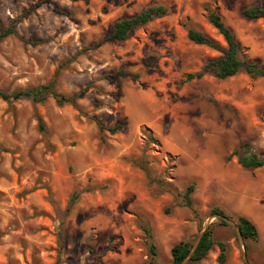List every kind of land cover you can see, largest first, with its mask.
Listing matches in <instances>:
<instances>
[{"label": "rangeland", "instance_id": "374dc122", "mask_svg": "<svg viewBox=\"0 0 264 264\" xmlns=\"http://www.w3.org/2000/svg\"><path fill=\"white\" fill-rule=\"evenodd\" d=\"M39 1L0 0V31L15 30L0 42V90L55 79L59 93L83 92L77 106L0 98V264H171L170 248L193 244L207 223L214 246L185 264H264V165L238 162L264 154V78L186 79L220 55L191 42L188 28L226 48L207 9L264 67V18L241 14L264 0ZM154 5L166 14L92 47L115 21ZM212 207L233 225L209 220ZM240 215L257 240L238 238Z\"/></svg>", "mask_w": 264, "mask_h": 264}, {"label": "trees", "instance_id": "16d2710c", "mask_svg": "<svg viewBox=\"0 0 264 264\" xmlns=\"http://www.w3.org/2000/svg\"><path fill=\"white\" fill-rule=\"evenodd\" d=\"M48 1L42 0L35 4V6ZM78 1V0H73ZM208 11V21L209 23L218 31V33L222 36L223 40L226 43V48L220 47V45L213 40L212 38L204 35L200 31L188 28L187 29V38L198 45H206L220 53L219 56L208 60L195 74H189L186 79L192 80L195 78H201L205 74H212L218 79H226L228 77L234 76L237 73L243 71L250 76H258L264 78V67L259 65L255 61H251L243 56L241 52V46L235 35L233 34L230 27H228L222 20L221 16L215 11L207 9ZM167 12V8L162 5H154L145 8L139 13L131 16L119 19L113 23V29L111 33H109L103 40L92 45L93 48L99 47L101 44L105 42H116L123 41L128 38L129 33L136 28H139L153 19L165 15ZM242 16L247 20H255L259 18H264V6H250L244 8L241 11ZM15 34V30L13 26H10L2 31H0V42L8 37L9 35ZM55 79L48 82L47 84L38 85L35 87L17 89L12 92H6L0 90V98L5 101L17 100L20 98H28L33 102H43L48 97H52L56 104L61 106L64 104H71L73 106H77L75 99L80 96L79 93H74L69 96L59 93L55 87ZM98 128L100 131H108L110 134H114L121 130V125H115L110 127H104L98 123ZM238 162L240 165L246 168H257L264 165V154L258 156L256 154L242 155L238 157ZM193 191V185H188L183 192L184 199L188 206H191V198L190 195ZM77 193H74L69 201V208L72 206L74 201L77 198ZM223 215L228 217L222 209L218 207H212L210 209V215ZM219 224L227 225L224 220L219 219ZM235 222L241 232V235L244 239L257 240L258 239V229L256 225L246 216L240 215L236 217ZM213 225L208 226L196 246L193 252L189 256V260L191 261H199L208 253L210 249L215 244L214 236H213ZM148 234L149 242V250L150 256L153 259L157 255V248L155 243L152 240V235L149 233V230H145ZM192 247V242L190 240H180L175 243L170 248V256L172 259L171 264H180L189 254L190 249ZM219 255L218 261L223 263L225 261V249L226 245L224 243H219Z\"/></svg>", "mask_w": 264, "mask_h": 264}, {"label": "water", "instance_id": "95a60500", "mask_svg": "<svg viewBox=\"0 0 264 264\" xmlns=\"http://www.w3.org/2000/svg\"><path fill=\"white\" fill-rule=\"evenodd\" d=\"M212 218L221 219V220H224L226 223H229V224H232V225H233V221L230 220V219H229L228 217H226V216H223V215L217 214V215H214V216L210 217L209 220L212 219ZM208 225H209V223H207V224L205 225V227L202 229V231L198 234V236L196 237L194 243L192 244V247H191V249H190V252H189L188 256H187V257H186V258H185L180 264H185L186 261L189 260V256H190V254H191V253L193 252V250L196 248V246H197V244H198V242H199V240H200V238H201V236H202V233H203L204 230L208 227ZM235 228H236V231H237L238 238H239L240 240H243V237H242V235H241V232L239 231L238 226L236 225ZM242 256H243L244 261L247 262V255H246V252H245V251L242 252Z\"/></svg>", "mask_w": 264, "mask_h": 264}]
</instances>
